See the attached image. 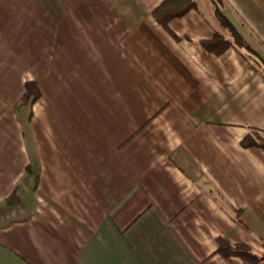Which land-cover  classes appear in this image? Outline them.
Masks as SVG:
<instances>
[{
  "label": "crops",
  "instance_id": "0c3cea01",
  "mask_svg": "<svg viewBox=\"0 0 264 264\" xmlns=\"http://www.w3.org/2000/svg\"><path fill=\"white\" fill-rule=\"evenodd\" d=\"M162 1L0 0V264H264V0Z\"/></svg>",
  "mask_w": 264,
  "mask_h": 264
},
{
  "label": "trees",
  "instance_id": "16d2710c",
  "mask_svg": "<svg viewBox=\"0 0 264 264\" xmlns=\"http://www.w3.org/2000/svg\"><path fill=\"white\" fill-rule=\"evenodd\" d=\"M214 7V13L216 18L218 19L220 25L223 28H226L233 37V42L240 48H244L247 51H252L250 46L245 42V40L240 36V34L236 31L231 22L224 16L220 9V5L222 0H211ZM196 4L194 0H163L152 10V16L160 23L163 27L167 28L168 22L174 17H179L184 15L187 11L192 8H195ZM231 43L224 39L222 35L219 33H214L213 37L208 41H203V45L213 50L216 53H219L226 49ZM258 64L261 66L262 71H264V62ZM39 97V92L33 82H26L24 86V93L22 95V100L24 102L34 101ZM250 137H246L242 143L244 145L254 144L250 139ZM257 144L264 148V142L258 141ZM218 248L217 252L222 257H228L232 255L240 256L246 259L248 262L253 263L258 259H264V256H258L253 253L247 245L244 244H231L226 239H218Z\"/></svg>",
  "mask_w": 264,
  "mask_h": 264
}]
</instances>
